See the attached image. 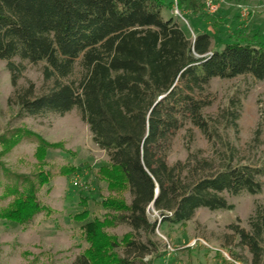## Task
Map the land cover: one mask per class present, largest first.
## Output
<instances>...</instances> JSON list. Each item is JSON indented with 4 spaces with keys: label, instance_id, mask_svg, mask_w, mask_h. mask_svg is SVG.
Segmentation results:
<instances>
[{
    "label": "trees",
    "instance_id": "16d2710c",
    "mask_svg": "<svg viewBox=\"0 0 264 264\" xmlns=\"http://www.w3.org/2000/svg\"><path fill=\"white\" fill-rule=\"evenodd\" d=\"M174 3L180 13L198 15L201 10L199 0H0V60L11 73L20 116H64L78 109L94 143L109 158L99 174L113 192L126 190L132 196L131 203L116 197L101 201V217L93 216L82 198L84 209L74 219L87 248L74 264H143L140 257L131 260L111 252L103 257L108 249L121 247L144 254L138 234L151 233L159 221L185 225L202 208L233 211L224 193L264 191V159L237 162L235 148L220 131L238 130L240 101L231 98L216 117L205 114L215 100L209 91L213 79L251 75L264 81V39L239 37L221 50L213 47L208 33L192 41L178 18L164 15ZM17 58L45 63L44 79L52 87L40 96L32 83L19 89L24 66ZM188 125L216 148L218 165L202 157V151L193 152L189 143L185 162L168 163L176 135ZM262 126L260 121L255 141ZM24 139L37 142L38 168L50 149H64L26 129L0 136V144L15 146ZM187 139L191 143V129ZM2 173L13 183L4 190L3 196L12 200L1 219L24 226L38 215L54 213L38 197L39 188L51 181L47 171ZM153 206L160 220L150 223L147 211ZM121 225L132 231L119 241L107 230ZM230 228L249 249L251 263L264 264V205L250 217L249 230Z\"/></svg>",
    "mask_w": 264,
    "mask_h": 264
},
{
    "label": "rangeland",
    "instance_id": "374dc122",
    "mask_svg": "<svg viewBox=\"0 0 264 264\" xmlns=\"http://www.w3.org/2000/svg\"><path fill=\"white\" fill-rule=\"evenodd\" d=\"M208 1L199 0L201 10L198 15L180 13L176 3L164 15L178 18L192 41L201 33L210 34L216 50L223 49L225 44L239 37L252 39L259 35L264 39V0H213L220 5L216 14L208 11ZM243 11L245 17L241 16ZM15 62L24 66L18 81L19 89H26L32 83L35 95L40 96L52 87V82L44 79L45 63L32 64L18 58ZM209 91L215 100L211 107L205 109L207 116H218L233 97L241 103L238 130H220L224 140L235 148L237 162L256 164L263 160L264 81H258L251 75L234 79L216 78L212 80ZM15 92L7 62L0 60V136H7L15 129H26L50 143H61L64 149H50L43 166L38 168L35 140L24 139L15 146L0 144V163L3 165L0 169V213L12 200L3 196L6 186L13 183V178L2 173L3 169L19 175H33L42 169L47 171L51 181L39 188L38 197L54 211L51 216L38 215L24 226L0 218V264H74L87 248L80 234L81 224L74 219L84 209L82 198H87L93 216L101 217L105 213L101 201L116 197L131 203L132 196L126 190L113 192L99 174L101 167L109 164V158L94 143L78 109L64 116L52 113L20 116ZM260 121H263L262 136L255 141ZM188 129L193 132L191 143L187 139ZM188 143L193 152L200 150L202 157L219 164L216 148L198 128L188 125L174 139L168 157L170 165L187 160ZM73 168L76 170H71ZM261 181L264 183V177ZM224 196L229 204L235 206L233 211L202 208L185 225L161 224L159 213L150 207L147 211L150 223L159 222L151 233L141 230L137 237L147 252L143 254L142 250H137L130 254L121 247L108 249L103 258L106 259L111 252L114 257L131 260L140 257L143 264H252L249 249L241 244L230 227L239 225L249 230L250 217L258 205H264V191L260 195L243 192L237 196L224 193ZM130 231L132 229L127 225L107 230L119 241ZM137 264L141 263L137 261Z\"/></svg>",
    "mask_w": 264,
    "mask_h": 264
},
{
    "label": "built area",
    "instance_id": "2783aa9c",
    "mask_svg": "<svg viewBox=\"0 0 264 264\" xmlns=\"http://www.w3.org/2000/svg\"><path fill=\"white\" fill-rule=\"evenodd\" d=\"M208 11L211 13V14H216L217 12H219V10H220V5H219V3H217V2H215L214 3V1L213 0H210V1H208ZM177 9V8H176ZM177 11V10H176ZM177 13H179L178 11H177ZM241 16L242 17H245L246 16V13H245V11H243L242 13H241Z\"/></svg>",
    "mask_w": 264,
    "mask_h": 264
},
{
    "label": "water",
    "instance_id": "95a60500",
    "mask_svg": "<svg viewBox=\"0 0 264 264\" xmlns=\"http://www.w3.org/2000/svg\"><path fill=\"white\" fill-rule=\"evenodd\" d=\"M157 193H158V190L156 191V195H157ZM153 208H154V206H153Z\"/></svg>",
    "mask_w": 264,
    "mask_h": 264
}]
</instances>
